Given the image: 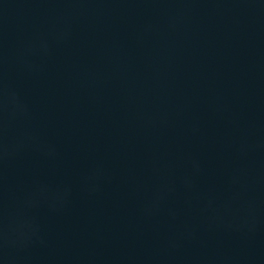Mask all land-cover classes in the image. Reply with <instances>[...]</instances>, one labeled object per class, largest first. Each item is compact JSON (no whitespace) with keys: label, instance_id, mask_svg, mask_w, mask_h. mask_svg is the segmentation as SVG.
Listing matches in <instances>:
<instances>
[{"label":"water","instance_id":"1","mask_svg":"<svg viewBox=\"0 0 264 264\" xmlns=\"http://www.w3.org/2000/svg\"><path fill=\"white\" fill-rule=\"evenodd\" d=\"M0 264H264V0H0Z\"/></svg>","mask_w":264,"mask_h":264}]
</instances>
